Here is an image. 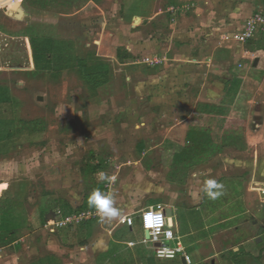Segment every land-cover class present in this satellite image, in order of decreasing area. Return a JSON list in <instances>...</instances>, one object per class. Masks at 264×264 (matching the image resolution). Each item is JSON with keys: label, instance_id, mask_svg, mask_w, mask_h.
I'll return each instance as SVG.
<instances>
[{"label": "rangeland", "instance_id": "obj_1", "mask_svg": "<svg viewBox=\"0 0 264 264\" xmlns=\"http://www.w3.org/2000/svg\"><path fill=\"white\" fill-rule=\"evenodd\" d=\"M0 3L9 5L13 11L19 8L17 4H10L9 0H0ZM189 3L188 0H182L172 7L183 9L184 16H193L195 9H191ZM28 4L27 7L34 6L30 0ZM261 4L264 7V3ZM172 7L167 8L166 12H171ZM66 9L65 5L58 10L53 7L45 18L40 15L42 20L47 21L46 24L55 27L56 36L47 48L51 54L50 69L42 70L43 67L35 63L36 71L31 74L25 71L15 74L0 72V122L3 121L1 124L6 126V120L9 122L10 117L14 119L11 130L0 132V135H13L10 139L22 144L11 151L15 149L20 153L21 160L18 161L32 173L34 183L39 188L48 184L54 195L61 196L65 189V155H71L76 159L71 164L73 172L77 174L83 169L82 174L92 175L81 177L79 185L96 184L100 180L97 174L103 172L108 177H114L108 184L113 188L115 198L121 199L129 193L133 200H137L138 208L145 207L139 216L143 229V213L152 208L166 211V205L172 206L171 213L176 216V228L179 225L180 232L185 236L184 243L190 242L191 236H201V228L207 221L205 218L213 207L219 206V199L223 204L229 200V196H235L236 193L233 195L229 191L230 187L237 188L234 191L238 193L247 187L252 211L235 221L238 228L234 226L225 231L214 227L217 229L213 232L207 228L209 234L202 239L204 243L188 247L187 251L194 264H210V260L203 262V258L214 254L219 260L223 254L233 253L248 238L264 239V227L254 223L256 213L261 209L264 211V204L258 205V211L255 210V199L250 195L253 190H250L248 183L254 182V177L257 182L264 181V52H259V46L252 51L254 56L251 58H243V55L234 57L230 66L233 78L223 98H203L196 103L195 94L200 92L197 86L192 88L194 98L190 100L191 110L171 112L165 109L159 113L156 106H148L138 116L130 118L127 112H116L125 106V93L136 92V88L125 78L119 76L108 86L93 93L75 72L76 59L80 57L78 53H83L75 47V40L71 43L66 42L65 38L73 32L78 35L80 27L77 16L70 18ZM225 16H205L204 22L199 25L207 31L212 30L213 25L225 23V28L229 26L231 30L222 31L216 43L234 48L239 46L236 40L243 31L241 24L245 19L232 21L229 15ZM175 18L178 20L180 13ZM9 27L12 29L13 25ZM35 38L47 39L42 35ZM210 44L217 47L212 41ZM245 45L241 44V47ZM250 46L248 43L247 47ZM243 52L246 54L245 49ZM257 59L261 64L255 67L253 64ZM143 68L149 71L147 66ZM238 95L239 101H236ZM8 111H12L10 117ZM232 113L230 126L225 129ZM157 116L163 117V120L152 122ZM241 120L246 121V128L240 125ZM194 131L204 133L211 138L212 143L196 148L195 141L188 137ZM204 139L206 137L201 138ZM141 142L144 143L143 152L140 149ZM43 143L44 148H48L46 156L39 150L35 151ZM195 148L198 152H195ZM94 167L99 169L93 172ZM210 178L224 185V195L217 200L208 199L204 206L193 208L207 197L202 189L204 181ZM77 182L78 179H75L74 183ZM252 185L258 189L257 183ZM260 194L264 197V192ZM154 203L158 204L148 206ZM240 208L238 203L228 205L221 216L229 217ZM140 224L138 222L136 225L138 231ZM167 229L163 230L164 235H167ZM262 245L264 247V241ZM182 257L179 255L176 260L168 262L184 264Z\"/></svg>", "mask_w": 264, "mask_h": 264}, {"label": "crops", "instance_id": "obj_2", "mask_svg": "<svg viewBox=\"0 0 264 264\" xmlns=\"http://www.w3.org/2000/svg\"><path fill=\"white\" fill-rule=\"evenodd\" d=\"M19 1L16 11L11 8L5 10L0 3V72L15 74L25 71L31 74L36 71L31 39L41 35L51 39L56 36L55 27L46 24L47 21L42 20L40 15L45 18L51 8L58 10L65 5L68 16L78 18L76 21L79 22L80 32L78 35L73 32L65 40L71 43L75 40V47L83 53H78L79 58L87 59L94 52L111 64L113 77L110 83L122 76V79L125 78L126 82L136 88V92L125 93V106L116 111L127 112L130 118L138 116L148 106H156L159 113L165 109L171 112L191 110L193 107L190 100L194 98L192 88L197 86L200 92L195 94L196 103L203 98H223L227 85L233 78L230 66L234 57L243 55V58H251L258 46L259 52H264V33L259 32L254 40L248 42L250 47H247L248 43L244 48L223 47L217 45V36L222 31L227 32L229 26L225 28V23L213 25L212 30L206 31L199 25L204 22L205 16L213 18L223 14L226 15L225 18L229 15L232 21L245 19L246 22L260 9H264L261 4L264 0H188L190 8L195 9L193 16H184L181 11L183 9L179 7L177 15L166 12L167 8L182 0H30L34 6L28 7L29 0ZM179 13L180 18L176 20ZM245 22L241 27H244ZM10 25H13L12 29ZM211 41L217 47L211 46ZM244 49L251 50V54H244ZM152 55H165L169 61L157 68L142 63L143 57ZM258 64H261L260 60ZM143 66H147L149 71ZM175 86L177 87L173 88ZM239 97L238 95L236 101H239ZM10 112L12 111L7 112L8 117ZM232 116L233 113L228 118L225 129L230 126ZM160 120L163 117L157 116L152 122ZM241 121L240 125L246 128V121ZM2 122L0 132L10 131L14 119L10 117L9 122L6 120V126ZM141 124L144 125L142 121ZM4 135L5 133L0 135V264H171L168 262L170 259H159L156 256L158 246H182L190 257L188 247L204 243L202 238L192 237L190 232V242L184 243L185 236L180 232L179 225L176 228V216L171 213L172 206L167 205L166 214L152 215L157 220L160 217L169 220L167 235L162 232L160 241L156 243L147 237L140 224V211L145 207L138 208L137 200H133L129 193L121 199L115 198L113 188L104 181L98 180L96 184L84 187L83 184L79 185L81 177L92 175L82 174L83 169L77 174L73 172L71 164L76 159L71 155H65V189L61 196L54 195L48 184L39 188L34 183L32 173L18 161L20 153L15 149L11 151L22 144L11 140L13 135ZM140 144L143 146L144 143ZM43 145L45 143L40 144V149L35 151L39 150L46 156L48 148ZM75 179H78V184L74 183ZM253 179L254 182L248 183L250 190H253L250 195L255 199V210L258 211L256 207L264 204V197L260 194L264 192V186L260 187L264 185V181L257 182L255 177ZM100 183H104L107 192L113 195L115 206L121 210L122 215L110 221H102L98 215L95 220L67 230L55 229L52 223L56 210H63L64 207L66 211L71 210L73 213L82 211L86 196ZM254 183H257L258 189H254ZM137 190L141 191L140 188ZM248 190L246 187V190L240 192V199L229 204L240 202L246 216L252 211L248 203ZM208 199L204 198L201 204L193 208L204 206ZM155 204L158 203L148 206ZM255 216L254 223L264 227V211L261 209ZM205 219L207 221L203 223L205 228L202 230L210 227L209 222L213 217L210 214ZM138 222L141 227L139 231L136 230ZM262 241L263 237L248 238L233 253H225L219 260L216 259L217 255L210 254L203 258V262L210 260V264H264ZM182 256L183 262L185 256Z\"/></svg>", "mask_w": 264, "mask_h": 264}, {"label": "trees", "instance_id": "obj_3", "mask_svg": "<svg viewBox=\"0 0 264 264\" xmlns=\"http://www.w3.org/2000/svg\"><path fill=\"white\" fill-rule=\"evenodd\" d=\"M32 41V47L34 50V57H35V61L36 64L40 65L43 67L42 70H48L50 69V58L49 56H51L50 53H48V46H51L52 43V39L51 38H33L31 39ZM41 60V62H40ZM43 63V65H42ZM76 66L74 67L75 72H77L78 76L80 77V79L88 86V89L90 91H92L93 93H97L101 88H103L104 86L108 85L113 77V69L110 63H108L106 60H104L103 58L98 57L94 52H91V54L88 56L87 59H82V58H77L76 59ZM41 70V71H42ZM201 132V131H200ZM202 134V135H201ZM189 139H193L195 141V147L196 148H201L202 146H204V144L209 145L212 143V140L210 137H208L207 135H205L204 133H199L198 131H194L189 133L188 135ZM206 137V139L201 140V138ZM194 149L195 152H198V149ZM140 149L142 151L143 146H140ZM181 160V159H180ZM99 169V167H94L92 169L93 172H96ZM99 188L102 191L107 192V189L105 188V184L104 183H100L96 185V189ZM234 189L237 188H233L230 187L229 191H232V194L235 196H229V200H225V202L222 204V200L219 199L220 204L217 207H213L212 211L209 213V215L211 214L213 219L210 220V232H213L215 229L214 227H220L224 230L230 229L234 226H237V220H239L240 218H243V216L245 215V210L242 208H240V210H237L236 212H234L231 216H221L222 212L224 211V209H226V207L233 202V200L238 201L240 199V195L241 193L239 192H235ZM228 191V192H229ZM88 197L86 196L85 199V203L84 205L81 207L82 211H92V212H96L95 208H90L88 205ZM211 200V199H210ZM238 204H240V202H237ZM63 205V204H62ZM241 205V204H240ZM63 213L65 215L71 214L73 213L71 210L66 211L65 208L63 207ZM71 211V212H70ZM221 216V217H219ZM246 217V215L244 216ZM202 228H205L204 226ZM201 228V230H202ZM201 236L199 238H205V236H207V234H209V232L205 230H202V232L200 233ZM235 254V253H234Z\"/></svg>", "mask_w": 264, "mask_h": 264}, {"label": "built area", "instance_id": "obj_4", "mask_svg": "<svg viewBox=\"0 0 264 264\" xmlns=\"http://www.w3.org/2000/svg\"><path fill=\"white\" fill-rule=\"evenodd\" d=\"M10 4L12 5H18L19 0H9ZM3 9L8 10L10 9V6H4ZM179 8L172 7L171 12L175 14ZM261 32L264 33V9H260L257 13L252 15L244 24L243 31L239 37H237L236 42L239 43V46L241 44L245 45L246 43L254 40L257 36V34ZM246 54H251V52L246 51ZM169 61L168 57L166 56H145L142 59V63L147 65L151 68H157L164 66ZM165 213V209L160 208L159 210H155L152 208L150 211H147L143 213V222H144V230L146 232H149V238L158 243L159 235L162 234L163 230L165 228L169 227V220L160 217L159 220H156L153 224L148 223L147 216L148 215H159ZM99 214L97 212L92 211H79L74 212L68 215H65L61 209H57L55 212V219L53 221V225L55 229L57 230H67L72 227H76L79 225H82L83 223L87 221H91L95 218H97ZM154 215V216H155ZM131 223V221H130ZM179 255H184L186 264H194L192 259L186 254L185 249L182 246H178L177 248H172L167 245H160L156 248V256L159 259H176Z\"/></svg>", "mask_w": 264, "mask_h": 264}, {"label": "clouds", "instance_id": "obj_5", "mask_svg": "<svg viewBox=\"0 0 264 264\" xmlns=\"http://www.w3.org/2000/svg\"><path fill=\"white\" fill-rule=\"evenodd\" d=\"M101 181L111 183L114 177H108L105 173L97 174ZM203 192L211 200H217L224 195V185L215 179H206L203 184ZM88 205L90 208H95L101 220H112L122 215L119 208L115 206V199L109 192L102 191L97 188L91 192L88 197ZM148 223L151 225L158 219L152 215L148 216Z\"/></svg>", "mask_w": 264, "mask_h": 264}, {"label": "water", "instance_id": "obj_6", "mask_svg": "<svg viewBox=\"0 0 264 264\" xmlns=\"http://www.w3.org/2000/svg\"><path fill=\"white\" fill-rule=\"evenodd\" d=\"M257 63H258V59L255 62V66L257 65ZM40 100H42V99H40ZM146 235H147V237H149V232H146ZM183 263L186 264V260L185 259H183Z\"/></svg>", "mask_w": 264, "mask_h": 264}]
</instances>
